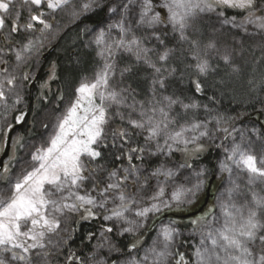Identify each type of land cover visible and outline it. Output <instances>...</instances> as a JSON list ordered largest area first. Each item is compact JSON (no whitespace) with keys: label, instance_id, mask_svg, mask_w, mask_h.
Instances as JSON below:
<instances>
[{"label":"snow or ice","instance_id":"snow-or-ice-1","mask_svg":"<svg viewBox=\"0 0 264 264\" xmlns=\"http://www.w3.org/2000/svg\"><path fill=\"white\" fill-rule=\"evenodd\" d=\"M13 0H0V10L8 13ZM24 4L35 5L37 13L30 14L29 21L23 27L33 29L32 21H37L43 25L41 31L51 29L52 25L44 17V12L39 11L40 6H45L52 12L63 9L70 3V0H23ZM96 0H86L80 5V13L73 12L74 16L86 13L92 10ZM132 2V0H130ZM214 5H223L230 8H238L247 12L243 24H255L259 29L264 30V0H163L159 5L166 10V21L161 13L155 10L153 0H142L139 11V18L136 21L139 26L155 28L156 26L167 23L170 24L173 31L180 34V39L185 40V31L190 27V21L198 13L213 11ZM118 7L123 8L125 13L129 10L128 3H121ZM110 12H116L117 7H109ZM5 17L0 16V29L5 26ZM225 23H234L233 21H224ZM241 25V26H242ZM119 30V38L114 39L111 44H107L104 51L112 56L113 49H122L135 55L137 61H143L149 64L156 73L161 71L148 58L147 48L142 46L140 38L134 34L129 36L131 28L126 26L125 17L109 25V29ZM19 28L13 24L12 32ZM155 36V33H153ZM106 33L101 29L96 37V43H105ZM159 40V36H155ZM163 43V41H161ZM34 46L31 40L23 47V51H31ZM209 47L214 45L209 44ZM2 51V49H0ZM100 55H104L101 52ZM169 52L165 51L159 55L160 61L168 59ZM16 59H23L22 52H16ZM225 62H229V57H223ZM3 62V61H0ZM200 74H207L210 65L207 60H200L195 65ZM112 64L105 63L103 69L96 73L95 79L91 82H82L75 90L76 98L71 102L66 110V114L58 120L51 135L44 144L36 148L31 154V162L21 170L15 179V183L9 181L7 188H0V252L9 253L13 261H25L31 264L28 253L32 249L44 248V239L47 234L55 233L60 228V220L57 214H63L67 209L70 212H77L83 208L87 215L82 219H89L95 215L92 211L95 207L103 208L107 200H101L97 205L96 197L88 192L84 195L79 191L87 177L84 175L86 170L85 161H95L101 157V151L97 150L105 137V126L108 124V110L112 105H121L125 103V98L120 92L109 90V77ZM234 71L238 69L234 68ZM125 71H131L126 68ZM28 79L27 76L24 77ZM14 78L7 80L8 84L13 83ZM163 87V81H157ZM195 91L201 92L202 87L196 82ZM3 85L0 83V100H5ZM97 100L99 101L97 103ZM168 101V107L179 103L170 97H165ZM130 107L135 108V104ZM143 107V105H141ZM185 109L196 108L197 104H185ZM159 112L163 119H156V113ZM151 113V114H149ZM120 115L119 113H117ZM140 119H129L128 123L136 129L147 131V140L157 141V153L171 156L174 151H183L188 154L190 145H196L192 152L203 151L202 146L198 144L199 138L208 135L207 131L199 132V136L193 135L186 138V132H197L201 127H206L202 123L193 122L185 127L181 125L179 130L172 129L170 126L175 124V120L168 119V113L164 108L151 107L150 109L139 113ZM17 121L23 119V116L16 118ZM121 119H124L121 115ZM10 127V126H9ZM47 128V125L44 126ZM227 131V129H224ZM121 139L128 136L126 130H120L113 133V138ZM163 139L164 144L160 145L159 140ZM177 147H173V146ZM183 145V148L178 147ZM106 146V145H105ZM143 148L131 149V153L143 152ZM153 153V155L157 154ZM119 159V157H117ZM140 159L141 157H136ZM132 155H128L131 162ZM227 160L232 161L237 167L242 168L248 174V191L244 192L241 186L232 181V187L226 190V199L220 203L221 217L217 218L218 226L210 229L201 240L200 247L196 249V264H264V195L252 190V186L264 184V160L260 161L261 166L257 165V157L242 150L240 145H234ZM176 169L190 168V164H179L174 166ZM221 171L231 173L232 169L227 163L221 162ZM30 169V170H29ZM4 173L9 172L7 164L3 167ZM138 170L133 165L130 168L123 169L124 175H119L117 170L109 173L110 178H116L112 183L105 185L98 195L106 197L109 193L113 198L118 199L119 203L111 210L110 216H105V220H111L114 217L125 220L132 225L135 221H128L125 213L132 210L138 203L137 199L124 191L122 185H125L129 177L136 175ZM203 173H197V176ZM153 177H163L165 183L178 178V171L173 167H167L161 164L151 174ZM138 178V177H137ZM203 181L194 185L193 188H184L182 185L176 191H173L169 200H164L165 184H158L154 194L149 197L153 201L149 206L137 208L135 216L146 218L150 213H158L163 209H170L175 203L177 206L183 201L185 193L194 195L199 190ZM261 191H264L262 189ZM67 192V195L64 193ZM59 196V199L53 198ZM243 196L244 202L238 203L237 199ZM72 200V203H68ZM189 203L191 201H188ZM211 211V210H210ZM207 215V214H206ZM203 219V218H199ZM193 220L192 223H197ZM106 232H112V228H107ZM133 227H127L122 233H133ZM176 230L170 227L162 229V239L154 242L140 258H132L126 261V264H168L169 258L174 253L169 250ZM31 243H26V241ZM137 248V244L130 245V251ZM178 259L175 264H188L183 253H177ZM0 264H7L5 259L0 258ZM102 264V262H101Z\"/></svg>","mask_w":264,"mask_h":264},{"label":"rangeland","instance_id":"rangeland-1","mask_svg":"<svg viewBox=\"0 0 264 264\" xmlns=\"http://www.w3.org/2000/svg\"><path fill=\"white\" fill-rule=\"evenodd\" d=\"M84 2H86V0H70V3L68 5H66L61 10H57L56 12H52L50 9H47L43 5L40 6L39 11L44 12V17L42 18L52 25L51 29H45L43 31H41L43 25L39 24L37 21H32V23L34 24L33 29H26L25 27H23V25L28 23L30 14L37 13V7L35 5L24 4L23 0H13L8 13L0 10V16H4L6 21L5 26L0 29V49H2V51H0V61H3L0 62V83H2L3 85V90L6 97L5 100H0V155L2 154L6 146L7 134L9 130L14 125H24V121L26 120L24 119L26 112L24 111V109L26 108V102H24L25 96L28 94V92L31 91V89L33 90L34 86H36L37 84L35 83L34 77L35 74H37V71L39 70L42 63V56L47 53L48 48L53 45V43L57 40L59 35L64 31L66 27L74 24L80 19L81 16L86 15L94 11L95 9H100L103 7L104 15L102 21H100L98 24L83 29V36L85 38L84 42L86 45H93L98 52L100 66L96 73L103 69L105 63L112 64L113 68L109 77V90L120 92L122 97H126L122 86L118 84L116 85L117 82H113V79L114 81L116 79L114 76L115 73L113 71L114 69H117L114 58L120 53H126L128 55L130 54L134 57L135 55L122 49H113L112 56H109L108 53L104 51V49L107 44H111L114 39L119 38V30L116 28L109 29V25L117 23L122 16L126 19V26L131 28V33H129V36L134 34L136 37L141 39L144 37L140 35V33L144 30L151 29L147 28L146 26H139L136 23L139 18V11L142 0H132V2H130V0H106L105 2L102 0H96L91 11L81 13L78 16H74L73 12L75 11L80 13V5ZM121 3L129 4V10L127 13H125L123 8L118 7V5ZM153 3L156 6L155 10L159 11L162 18H164L166 21L167 12L166 10L159 7V5L163 3V0H153ZM109 7H117V11L110 12L108 10ZM228 12L238 14V16H226ZM246 15L247 12L244 10L238 8H230L223 5H214L213 11L198 13V15L190 21V27L186 29L185 36L189 32H191V28L194 23L203 22L209 28V35L211 36L209 38L211 39H209L204 52H202L203 55H196V64L200 60H207L209 56H218L219 58L224 60L223 57L225 55L229 57V62L226 63H234L237 58V52L231 49L229 47L230 45L227 46L226 41H222L221 43L219 42V44L218 39L216 40L215 38L216 35L223 37V34H226L231 38V40L229 41V43H231V46L233 45L232 43H234L235 46H240L244 39L253 40L256 44L259 45V47L264 50V30L259 29L255 24L242 25V22L244 21V17ZM233 18L234 23L224 22L226 20L233 21ZM13 24H16L20 29L16 32H12L11 29L13 27ZM164 25L173 33L177 34V36H180V34L173 31L171 25L167 24L166 22L160 24L159 26H156L155 28H153V30L157 33V29H161L160 26ZM101 29H103L106 33L105 43L98 45L96 43V37ZM187 39L183 41H187ZM29 40L33 42L34 46L32 47L31 51H23L24 45H26ZM141 41L142 46L150 50L148 52V55L153 53V48L146 46V43L152 44L151 41L148 40L145 42L143 39H141ZM209 44L214 45V47H209ZM17 51L22 52L23 59L20 61H17L16 59ZM101 52H104V55H100ZM161 54H153L152 56H156L158 58ZM150 57L151 56H148V58ZM157 58L152 62L164 64V61H160ZM96 73L92 78L84 80L83 82H91L92 80H94ZM25 76H27L28 79H25ZM116 77H118V74L116 75ZM10 78H14L12 84L7 83V80ZM80 84L77 86V88L80 86ZM75 98L76 91L74 93L73 99L69 101L62 100L58 104L55 100L50 101L47 108L43 109L40 112V116L38 118L39 124L43 121L47 122V128H45L44 126L41 127V131L38 137L31 140H24V142H22L19 147H17V142L20 135L19 127L14 130L9 142L8 155L2 162L3 167L5 164H7L9 172L4 173L3 167L0 168V188H7L9 181L15 183V179L19 175L21 170L31 162V154L35 152L36 148L46 146L44 144V141H46L51 135L54 134V129L58 123V120L66 114L67 108L70 106L71 102L75 100ZM98 102L99 101L97 100V103ZM127 107L128 106L125 104L112 105L109 110H114V113L118 115L117 113L120 114L119 109H126L127 111ZM151 107H156L158 109L163 107L165 112L168 113V119L176 121L175 124L170 126V131L172 129L179 130V127L181 125L187 127L193 122L206 125V127H201L195 133L191 131L185 133L186 138H191V136L193 135L199 136V132L207 131L208 135L200 137L198 141V144L202 146L203 151L192 152L191 149L196 147V145H190V151L188 154H185L183 151L177 152H180L182 154V157L188 161L187 164H189V161L195 158H199L205 151L217 148L218 154L215 161L214 170L205 171L204 165L192 166L191 164L190 168L185 167L176 169L174 166L177 164H175V162L172 161L171 158H168L169 160L161 164H165L167 167H173L174 170H177L178 178L165 183L163 177L156 178L151 175L146 176V174L144 173L146 171L144 170L143 166L137 164V174L129 177L126 184L122 185V189L130 195L134 196L138 201V203L132 208L131 211L125 213V217L128 221H135L134 224L130 225L125 220H121L115 217L111 220L104 219L105 216L111 215V210L116 207V205L119 203V200H114L112 193H109L106 197H102L98 195V193L105 187L106 184L114 182L116 178H110L109 176L104 177L103 174L102 176L104 178L102 176L99 177L98 173L102 170L101 167L96 165L94 161H89L87 158H82L84 159L86 165L84 175L87 177V179L84 180L83 185L80 189H73V191H79V194L81 195H84L85 192L90 193L91 195L96 197L97 205H99L101 200L106 199L107 203L103 208L97 206L92 209L95 215L91 218L101 216L105 224L113 229L112 235L116 237L123 235L132 237L134 236L135 238L132 240L130 245L135 243L137 244V248L130 251L129 245L125 252L121 254V248L117 246L116 242L112 239L109 232H106V229H104V231H100L99 237L95 244H93L89 248L88 256H86L84 259H81L80 262V260L77 259L74 254L71 255V260H76L80 264H101V262L102 264H126V261L132 258L143 257L145 252L153 246L154 242H156L158 238L162 239V229L165 227H170L176 230V234L169 248V250L172 251L174 255L173 257L169 258L168 264H175L176 259L179 258L178 255H176L177 253H183L188 264H196V249L200 247L201 240L203 239L204 235L210 229H214L218 226L217 218L221 217L220 203L226 199V190L232 187V181H235L237 184H239L244 192L248 191V174L242 168L237 167V165L232 161L227 160V156L231 153L232 147L238 144L241 146L242 150L256 156L257 165L261 166L260 161L264 160V137L260 135L258 129L249 131L241 124L230 122L229 119L225 120L224 118L220 119L214 116H207L208 114L205 113L201 114V116L199 117L197 114L195 116L194 113H189L190 115L185 117V119H175L173 115L170 116L175 108L174 104L171 105V107H168V101L165 100V97H162V99H151L137 113H131L130 115L128 114V116H134L131 117V119H140L139 113L141 111L150 109ZM262 112V124L264 126V105L262 108ZM19 116H23V119L17 121L16 118ZM156 119H163L159 112L156 113ZM112 121L113 120L110 119L109 116L108 124L105 126V137L103 138L102 143L97 149L99 151L100 148H103L105 150H122L125 149V147H128L126 146V140H120L121 138L118 136L115 139L113 138L114 132L112 131L111 126ZM37 129H39V125ZM224 129H227V131H224ZM139 130L140 132H144L145 138H147V131L143 129ZM122 141L124 143H122ZM148 142H152V144L154 143V145L151 144V146L153 148H157L156 140H148ZM159 144L163 145L164 140L160 139ZM173 147L175 148L177 146L174 145ZM178 147L183 148V145H179ZM150 152L152 154V151ZM148 154L149 153H146L144 151V158L148 156ZM127 160L125 161L127 162ZM221 162L227 163L228 167L232 169L231 173L221 171ZM183 164H185L184 161ZM124 165H121L122 169L127 168ZM113 170H117L119 175L124 174L123 171H120L118 168H115ZM113 170H111V172ZM200 172H202L203 174L197 176L196 174ZM200 181H203V184L201 185L199 190H196L194 195L192 193H185L183 197L184 202H182L178 206L173 203L170 209L162 208L160 212L150 213L146 218L135 216V210L137 208L147 207L153 202L149 199V197L154 194L158 184H165L166 191L163 199L169 200L172 192L176 191L179 186L182 185L184 188H193V186L198 184ZM210 181L211 184L209 183ZM129 184L131 185V190H129V188L128 190H126L125 186L127 185L128 187ZM209 184L211 187V196L200 213L186 219H175L169 216L165 219L161 218L164 213L185 214L197 209L204 200L205 190ZM262 189H264V184H257L252 186V190L260 193L261 195H264V191H261ZM64 195H67V192H65ZM53 198L59 199V196ZM188 201L191 202L189 203ZM67 202L72 203L73 201L68 200ZM237 202L243 203V196L239 197L237 199ZM85 215H87V213L83 208L79 209V211L77 212H70L66 209L63 214H57V219L60 220V228L57 230V232L49 233L46 235L43 241L45 244L44 248H36L30 250L28 256L30 258L31 264H47L46 254H56L62 249V245L63 248L64 245H68V237H70V231L73 230V224L78 221L88 220L82 219V217ZM262 219H264V217H262ZM193 220H197L198 222L193 224ZM127 227H133L135 231L133 233L121 234L122 230ZM147 235L150 236L146 239ZM26 243H31V241H26ZM0 258L5 259L7 264H27V262L25 261L11 260L10 254L5 252H0ZM149 264H151V257L149 259Z\"/></svg>","mask_w":264,"mask_h":264},{"label":"trees","instance_id":"trees-1","mask_svg":"<svg viewBox=\"0 0 264 264\" xmlns=\"http://www.w3.org/2000/svg\"><path fill=\"white\" fill-rule=\"evenodd\" d=\"M227 14L226 16L231 17L238 16V14L229 12ZM103 15L104 8L102 7L81 16L77 22L64 29L53 45L48 48L47 53L42 56V63L35 74V83L37 84L25 96L28 115L22 129L19 130L17 147L24 140L38 137L41 127L47 125L46 121L39 124L38 118L40 112L47 108L50 101L55 100L58 104L62 100L73 99L77 86L84 80L92 78L98 70L100 66L98 52L93 45L85 44L83 29L98 24L102 21ZM160 27L161 29H157V33L153 28L140 33L144 37L141 39L145 42L149 40L152 43H146V46L153 48V53L148 56H151L150 62L161 69L159 73H156L149 64L142 60L137 61L130 54L120 53L114 58L117 69L113 71L116 78L115 81L113 79V82L122 86L126 96L124 104L128 107L127 111L119 109L120 116L110 109L109 116L113 120L111 124L113 132L119 130L128 132V136L120 140H126V146L129 148L125 147L122 150L100 148L101 157L94 161L102 169L98 173L99 177L102 174L104 177L109 176L111 170L115 168L123 171L121 165L124 164L127 168L133 165L138 168L137 164L142 165L146 171L144 173L149 176L161 163L169 160L168 158H171L177 165L183 164V161L188 163L177 151H174L171 156L157 153V148L151 146L152 142H148L144 132H140L139 129L133 128L128 123V120L134 117L132 115L129 117L128 114L137 113L142 109L141 105L144 106L153 98L170 97L179 101L174 104L175 108L170 114L175 119H185L190 115L189 113H194L195 116L197 114L198 117L205 113L208 114L207 116L229 119L230 122L241 124L249 131L258 129L260 135L264 137L262 124L264 50L253 40L244 39L240 46H235L234 43L231 46L229 43L231 38L226 34H223V37L216 35L218 43L226 41L227 46L230 45L229 47L237 52V58L234 63L229 64L218 56H209L207 61L210 70L207 74L202 75L195 67V60H197L196 55H203L202 52L211 39L208 26L203 22L194 23L191 32L186 35L187 41L181 40L180 36H177L165 25ZM153 33L155 36H159V40ZM165 51H168L169 55L164 64L152 62L157 58L152 56L153 54H161ZM126 68H130L131 71H125ZM234 68L238 71H234ZM117 74L118 77H116ZM161 80L163 87L157 83ZM196 82L201 84V92L195 91ZM193 103L198 107L190 109L183 107L185 104ZM133 104H135V108L130 107ZM121 115H124V119H121ZM38 125L40 130L37 129ZM122 143L124 142L122 141ZM134 148H143L149 154L144 158V151L131 153L130 150ZM153 153L157 154L153 155ZM217 154V148L209 149L199 158L189 161V164L192 166L204 165L205 171L214 170ZM128 155L133 156L131 162L127 160ZM136 157L141 158L137 159ZM129 186L126 185L125 189L131 190V185L129 184ZM107 228L109 226L105 224L101 216L74 223L70 237L67 236L68 245H64V248L62 245V249L56 254H46L47 264H80L76 260H71V255L75 254V257L81 262V259L88 256L89 248L97 241L100 231ZM112 233L109 232L117 246L121 248V254L135 238L128 235L116 237ZM149 236L147 235L146 239Z\"/></svg>","mask_w":264,"mask_h":264},{"label":"water","instance_id":"water-1","mask_svg":"<svg viewBox=\"0 0 264 264\" xmlns=\"http://www.w3.org/2000/svg\"><path fill=\"white\" fill-rule=\"evenodd\" d=\"M21 124H17V125H14L8 132L7 134V142H6V146L2 152V154L0 155V165H2V162L3 160L7 157L8 155V149H9V142H10V139H11V135L12 133L14 132V130H16L18 127H20ZM211 184V181L209 182ZM210 184L208 185V187L206 188L205 190V197H204V200L202 202V204L195 210L191 211V212H188V213H185V214H175V213H164L161 218L165 219L166 217L170 216V217H173V218H180V219H186V218H189V217H192V216H195L196 214L200 213L201 210L203 209V207L207 204V201L208 199L210 198L211 196V193H210ZM157 221V220H156Z\"/></svg>","mask_w":264,"mask_h":264},{"label":"flooded vegetation","instance_id":"flooded-vegetation-1","mask_svg":"<svg viewBox=\"0 0 264 264\" xmlns=\"http://www.w3.org/2000/svg\"><path fill=\"white\" fill-rule=\"evenodd\" d=\"M34 78H35V77H34ZM25 111H26V112H25L24 119H26V117H27V115H28L27 105H26ZM24 122H25V121H24ZM22 125H23V124H22ZM22 127H23V126H20V127H19V130L22 129ZM1 167H3V164L0 165V168H1Z\"/></svg>","mask_w":264,"mask_h":264},{"label":"bare ground","instance_id":"bare-ground-1","mask_svg":"<svg viewBox=\"0 0 264 264\" xmlns=\"http://www.w3.org/2000/svg\"><path fill=\"white\" fill-rule=\"evenodd\" d=\"M19 29H20V28H19ZM22 30H23V29H22ZM48 33H49V32H48ZM36 36H37V35H36ZM27 38H28V37H27ZM46 41H47V40H46ZM23 45H24V44H23ZM10 55H11V54H10ZM15 62H16V61H15ZM24 102H25V101H24ZM22 104H23V103H22ZM3 106H4V105H3ZM3 106H2V107H3ZM177 208H178V207H177ZM191 208H192V207H191Z\"/></svg>","mask_w":264,"mask_h":264}]
</instances>
